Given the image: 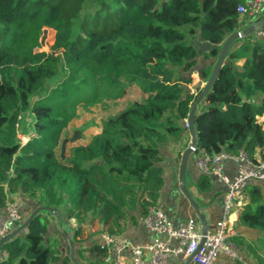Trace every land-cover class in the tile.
Wrapping results in <instances>:
<instances>
[{"label": "trees", "instance_id": "trees-1", "mask_svg": "<svg viewBox=\"0 0 264 264\" xmlns=\"http://www.w3.org/2000/svg\"><path fill=\"white\" fill-rule=\"evenodd\" d=\"M244 1L0 0V208L17 199L54 208L2 245L0 264H72L59 240L46 237L50 217L62 221L61 210L75 218V243L83 223L98 219L106 226L158 202L161 144L189 131L185 119L201 89L189 87L199 61L192 40L206 41L203 57L215 63L222 42L247 15L237 10ZM44 27L55 30L49 51L39 50ZM214 63L201 71L204 80ZM130 90L135 98L116 100ZM103 97L116 109L99 133L67 143L63 159L75 106ZM26 111L32 129L20 132ZM263 112L264 42L252 30L235 41L197 106L193 155L243 150L264 158ZM19 133L27 136L24 143ZM197 185L210 189L211 177L203 174ZM248 197L257 209L245 205L239 221L264 230V190L252 187ZM107 231L118 233L113 226ZM85 253L101 264L106 251L93 243L79 250Z\"/></svg>", "mask_w": 264, "mask_h": 264}, {"label": "crops", "instance_id": "crops-1", "mask_svg": "<svg viewBox=\"0 0 264 264\" xmlns=\"http://www.w3.org/2000/svg\"><path fill=\"white\" fill-rule=\"evenodd\" d=\"M242 23L239 30L248 27L249 25H256L254 30H264V9L258 15H250L242 17ZM197 45H201L206 51L208 43L199 37L192 40ZM239 43V42H238ZM236 43L235 46L238 44ZM199 52V61L197 65L190 71L189 76L191 77L194 87H202L206 80L201 76V71L211 66L214 61L212 57L204 58L203 54L197 46ZM191 88V86L189 85ZM199 105V104H198ZM258 120L263 123L264 127V112L258 116ZM181 132L175 137H169L165 142L161 144V153L163 160L160 165L163 167V186L161 189L160 197L158 199L165 208L174 224L192 217L199 221L195 211L187 198L183 195L179 187L178 175L179 165L181 160V154L185 149L186 145L190 142V134L187 132ZM183 135V138L180 136ZM189 139V141H187ZM187 141V142H186ZM187 143V144H186ZM257 155H261L258 154ZM225 171L230 175L234 176L236 173V165L231 160L225 161ZM202 171L195 164V155H192L188 169L186 173V184L189 190L192 192L194 198L198 201L199 207L202 212L205 213L207 224L210 230H214L216 222L224 213V194L227 190V186L219 181L216 177H211V188L208 190H201L197 185L198 179L203 175ZM21 209L23 214L29 215L31 211L37 207L34 201H20ZM243 205L235 211L233 215V230L240 241L236 242L239 246L242 261H233L227 254L221 253L215 259L213 264H264V230L248 227L239 221V213L245 205H248L253 212L256 211L258 202H252L248 194L242 200ZM62 221L59 219H53L50 217V224L46 237L57 238L61 243V247L65 254L73 253L74 258L83 264H96L94 259H90L88 253H85L82 257L79 254V250L89 246L93 243H101V233L107 231L109 226H113L114 230L125 236L132 244H144L146 242H153L155 238H162L163 235L156 234L148 230L140 217L143 215L140 210H133L127 213V216L117 222H110V224L103 226L101 222L96 219L92 223H83L81 234L78 235V241L72 242L71 237L75 231L76 223L75 218H67L64 211H60ZM250 245V246H249ZM127 257V264L132 263V254L127 249L125 251ZM3 256V252H0V258ZM148 254L146 259L148 260ZM73 264V263H72ZM101 264H111L104 260H101ZM168 264H183L182 256L170 257Z\"/></svg>", "mask_w": 264, "mask_h": 264}, {"label": "built area", "instance_id": "built-area-1", "mask_svg": "<svg viewBox=\"0 0 264 264\" xmlns=\"http://www.w3.org/2000/svg\"><path fill=\"white\" fill-rule=\"evenodd\" d=\"M263 9L264 0H245L237 7L242 15H258ZM255 31L264 42V30ZM185 126L188 127L187 118ZM226 160L235 163L234 176L225 171ZM195 164L202 173L216 177L227 186L224 194V213L217 220L215 229H208L202 247L199 248L202 239L200 222L189 217L174 224L163 204L158 201L140 219L148 230L163 237H157L153 242L132 244L120 233L103 231L100 244L106 251L104 261L111 264H127V249L132 254L133 264H168L172 255L182 256L183 264L191 255L188 264H213L221 253L227 254L233 261H242L239 246L232 238L235 235L233 215L243 205L242 200L250 188L259 186L264 190V158L256 154L253 159L243 150L235 154L224 150L214 154L201 151L195 155ZM24 219L20 202L8 201L0 208V239L7 236Z\"/></svg>", "mask_w": 264, "mask_h": 264}, {"label": "water", "instance_id": "water-1", "mask_svg": "<svg viewBox=\"0 0 264 264\" xmlns=\"http://www.w3.org/2000/svg\"><path fill=\"white\" fill-rule=\"evenodd\" d=\"M254 24L249 25L248 27L241 29V30H236L230 33L222 42L218 56L215 60V63L212 67V70L206 79L205 83L202 85L200 91L197 93L195 100L193 101L192 107L189 111L187 120H188V129H189V134H190V142L189 144L185 147L181 154V160H180V165H179V175H178V181H179V187L183 195L187 198L189 203L191 204L193 210L195 211L199 222L201 224V232H202V239L199 245V248L202 247L203 242L205 240V234L207 233L209 227L207 224V219L206 215L204 212L201 211L199 207L198 201L194 198L192 192L189 190L187 184H186V173L188 169V164L191 156L194 154L196 149L198 148V138H197V131L195 128L194 124V117L196 113V109L198 104L201 102V100L204 98L205 94L210 90L211 86L215 82L216 78L218 77L220 70L225 63V59L228 55V52L230 48L233 46L235 41L241 37H243L246 33L249 31H252L255 29ZM49 27H44L42 35L40 37V44L44 45L45 44V38L48 32ZM81 133L79 130H75L74 134L71 137H64L61 143V157L64 159L65 158V149H66V144L67 143H74L76 140L80 137ZM49 211L51 213H54V208L50 205H38L35 207L31 213L21 222L16 228H14L7 236L3 237L0 240V250L2 245L11 237L18 233H25L26 227L28 226L29 222L33 219V217L37 214H41L42 211ZM71 258L73 260V264H83L79 261H77L74 258L73 253H71ZM192 255L189 256L184 264H188L189 261L191 260Z\"/></svg>", "mask_w": 264, "mask_h": 264}, {"label": "rangeland", "instance_id": "rangeland-1", "mask_svg": "<svg viewBox=\"0 0 264 264\" xmlns=\"http://www.w3.org/2000/svg\"><path fill=\"white\" fill-rule=\"evenodd\" d=\"M181 29L185 30L186 28L181 27ZM54 36H55V30L49 27L45 38V44L41 45L39 50L43 49L49 51L50 46L54 42ZM197 46L201 54H204L206 52V50L201 45H197ZM52 84H50L49 86H52ZM189 85L191 86L192 91H196V87H194L193 83H190ZM128 94L120 93L116 96V100L121 103L123 100L136 97V92L132 90H130ZM110 101H111L110 99L103 97V99L96 104H88V105H85L84 103L77 104L75 106L74 116L71 118L69 122V126L67 128L68 134L66 137H71L74 134L75 130H79L81 135L76 141H78L79 143H84L93 135L99 133L102 130L103 121L107 116V114L110 111H114L116 109V108L111 109ZM32 122H33L32 115L28 111L23 112L18 127L19 131L20 132L28 131L32 129ZM184 132H186L185 138H187L188 136L187 131L185 130ZM18 136L20 138L21 143H24L27 140V136L23 135L22 133H19ZM180 137L183 138V135ZM187 141H189V139ZM27 216L28 215H26V217Z\"/></svg>", "mask_w": 264, "mask_h": 264}]
</instances>
